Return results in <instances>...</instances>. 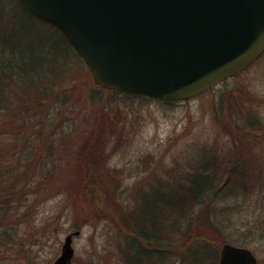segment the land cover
Instances as JSON below:
<instances>
[{"label": "rangeland", "instance_id": "1", "mask_svg": "<svg viewBox=\"0 0 264 264\" xmlns=\"http://www.w3.org/2000/svg\"><path fill=\"white\" fill-rule=\"evenodd\" d=\"M19 21L26 25L22 14ZM27 25L33 34L39 32L38 44H45L40 37L50 44L59 40L56 33L41 36L39 24ZM62 48L66 59L62 60L59 51L48 65L45 61L36 77L56 79L54 92L62 102L52 97L46 116L32 121L25 139L33 147L29 175L20 180L14 196L13 206L19 208L16 218L21 213L23 222L20 234L25 253L9 252L1 264H53L65 237L77 231L80 234L73 240L75 257L71 264H124L125 238L117 214L105 205L98 180L84 181L81 174L89 159L86 152L95 146L89 140L96 132L105 134V141L97 142L102 145L98 151L104 154L99 167L111 175L109 182L117 192L115 203L130 211L136 208L148 233L158 231L155 209L160 193L176 190L174 178L203 169L206 162L213 165V158L242 162L243 169L248 170L241 177L249 185L262 176L259 170L264 166V143L253 138L249 143L234 142L221 125L222 120L228 123L221 107H227L230 100L242 106L246 103L245 108L264 121V54L226 83L193 99L165 104L100 89L80 57L65 44ZM35 53L40 54V49ZM12 143L2 142L4 152L12 150ZM254 191L258 192L245 201L226 198L218 199V204H236L237 209L229 214L230 243L245 244L259 264H264L260 227L264 224V186L255 184ZM142 197H149V202L144 198L142 205ZM17 245L8 248H21Z\"/></svg>", "mask_w": 264, "mask_h": 264}, {"label": "trees", "instance_id": "2", "mask_svg": "<svg viewBox=\"0 0 264 264\" xmlns=\"http://www.w3.org/2000/svg\"><path fill=\"white\" fill-rule=\"evenodd\" d=\"M20 14L25 16L26 25L31 27L32 24H39L42 27L41 36L56 33L59 40L50 44L40 37V42L45 44H38L39 32L33 34L25 24H21ZM63 44L72 50L57 29L30 18L16 0H0V264L3 255L5 258L9 252L14 251L21 256L25 253L22 249L23 237L20 234L23 222L20 221L21 213L16 218L19 208L13 206L14 196L20 180L29 175V160L33 157L30 152L32 153L33 147H29L25 139L32 128L31 123L34 119L46 116V105H50L54 99L52 97L61 99L54 92L56 79L36 80V77L43 69L45 61H48V65L59 51L62 53V60L66 59ZM38 49L40 54L35 53ZM237 102L230 100L227 107H221L222 116L229 123L222 120V127L228 130L234 142L239 139L240 143H249L253 138L264 143V121L255 111L247 108L246 112V103L242 106ZM225 109L230 110L228 114L223 113ZM230 125L233 128L230 129ZM99 133L92 134L93 137L89 140L95 146L86 152L89 159L85 168H81V174L84 181L90 182L93 178L98 180L99 184H95L104 196L105 205L110 207L112 213L117 214L125 238L122 262L218 264L220 247L232 242L227 234L231 225L230 210L237 209L233 202L229 206L218 204V199L235 201L241 197L245 201L247 197L258 192L254 191V185L264 186V166L259 170L262 176L257 177L253 186L249 185L246 178L241 177L245 175L247 167L243 169L245 165L234 159L220 162L213 158V165L206 162L202 165L203 169H196L185 177L182 175L174 178L173 184L177 189L169 193L161 192L156 202L158 231L148 233L136 208L130 211L115 203L117 192L115 186L109 182L108 177L111 175L108 169L104 171L99 167L104 157L101 150L98 151L101 149L99 145L105 141V134ZM7 140L13 141V148L4 152L5 147L1 144ZM15 148H20L21 151L16 153ZM45 159V164H48V159ZM144 198L149 202V197H142V205ZM151 226L154 228L156 225L152 223ZM260 227L263 236L264 224ZM17 244L21 248H8L18 246ZM239 246L246 245L240 243Z\"/></svg>", "mask_w": 264, "mask_h": 264}, {"label": "water", "instance_id": "3", "mask_svg": "<svg viewBox=\"0 0 264 264\" xmlns=\"http://www.w3.org/2000/svg\"><path fill=\"white\" fill-rule=\"evenodd\" d=\"M57 28L105 89L163 102L220 85L264 54V0H17ZM53 264H71L74 237ZM219 264H258L224 244Z\"/></svg>", "mask_w": 264, "mask_h": 264}]
</instances>
